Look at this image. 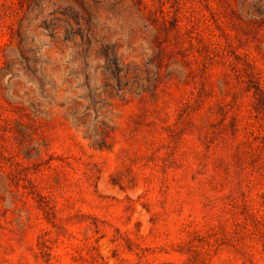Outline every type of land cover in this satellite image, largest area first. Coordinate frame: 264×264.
<instances>
[{"label":"trees","instance_id":"trees-1","mask_svg":"<svg viewBox=\"0 0 264 264\" xmlns=\"http://www.w3.org/2000/svg\"><path fill=\"white\" fill-rule=\"evenodd\" d=\"M58 1L68 7L61 29L80 39L69 41L72 60L85 76H90L93 62L102 63L95 72L105 93L146 100L150 106L144 116L154 122H162L163 111L169 109L175 119L169 134L173 151L183 136L196 131L207 160L212 157L206 166L212 165L215 177L232 167L249 185L257 181L264 186V0H180L168 13L149 10L143 0H22L19 11L13 3L0 10V31L6 29L10 36L0 44V220L1 206L8 204L4 215L9 211L19 222L25 219L24 225H43L42 247H71L65 224L75 217L64 218V210H58L57 199L66 195L67 185L53 164L58 159L50 154L41 105L24 103L3 81L5 71L15 78L18 67L40 85L39 76L45 73L28 34L60 22L47 14ZM173 89L182 95L175 97ZM39 97L47 100L49 94L39 87ZM88 99L96 115L93 129L87 128L89 140L102 147L107 136L99 121V102L91 94ZM89 112L84 109L81 115L86 118ZM79 123V128L87 126ZM219 152L231 161L215 157ZM169 175L155 176L162 188ZM245 206L247 220L264 225L263 216L247 201ZM96 250H84L79 259L84 264L95 260Z\"/></svg>","mask_w":264,"mask_h":264},{"label":"rangeland","instance_id":"rangeland-1","mask_svg":"<svg viewBox=\"0 0 264 264\" xmlns=\"http://www.w3.org/2000/svg\"><path fill=\"white\" fill-rule=\"evenodd\" d=\"M179 1L142 3L149 10L168 13ZM12 3L17 11L23 6L22 0H0V10ZM56 5L47 14L60 22L28 34L45 73L39 76L40 85L18 67L15 78L5 71L3 81L18 91L24 103L41 105L50 154L58 159L53 164L67 185L66 195L57 199L58 210H64L60 213L64 218L75 217L65 224L71 247H42L43 225H24L25 219L19 222L9 211L4 215L9 209L5 204L0 264H84L79 255L93 246L95 260L86 264H264V256L259 255L264 250V225L257 227L247 220L245 206L247 201L264 218V186L257 181L249 185L232 167L215 177L212 165L206 166L212 157L207 160L196 131L183 136L173 151L169 134L175 119L169 109L163 111L162 122H154L144 116L150 106L146 100L105 93L102 77L95 72L102 63L93 62L90 76H85L79 62L72 60L69 41L80 39L61 29L66 26L62 14L67 4ZM9 40L8 31H0V44ZM250 46L253 50L255 44ZM39 87L49 99L39 97ZM89 94L99 102V121L107 136L102 147L89 140L87 128L93 129L96 121ZM173 95L180 97L182 92L173 89ZM87 108L90 116L84 118L81 113ZM79 122L87 126L79 128ZM215 157L226 159L227 154L219 152ZM164 172L170 175L162 188L155 176Z\"/></svg>","mask_w":264,"mask_h":264}]
</instances>
